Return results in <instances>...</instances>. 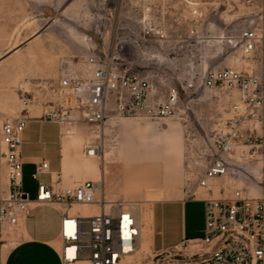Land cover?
<instances>
[{"label":"rangeland","instance_id":"374dc122","mask_svg":"<svg viewBox=\"0 0 264 264\" xmlns=\"http://www.w3.org/2000/svg\"><path fill=\"white\" fill-rule=\"evenodd\" d=\"M191 2L200 15L191 14ZM147 10L155 30L162 32L160 39H142L140 19ZM263 26L262 0H0V123L29 118L22 148L23 188L36 196V162L47 159L55 167L60 159L59 126L45 117L53 107L51 83L57 81L62 59L113 58L118 67L151 79L161 97L169 87L195 82L192 91L181 92L174 117L112 115L101 131L79 123L63 142V148L69 142V158L74 157L71 168L78 164L82 169L80 175L72 174L70 186L97 180L103 172L108 197L139 203L141 244L126 264H172L174 257L158 255L149 245L152 205L190 195L205 163L201 153L206 142L234 115L235 92L205 88L201 79L215 69L234 67L253 72L264 83L261 53L245 54L239 38L243 30ZM176 139L181 141L180 151L172 145ZM93 142L103 143L108 162L83 158L85 146ZM254 163L263 165L262 160ZM40 179L48 182L52 176L43 174ZM249 182L251 195L264 193L263 184L255 187ZM204 223V203L191 200L185 220L183 215L176 219L166 240L185 232L201 236ZM28 227L38 240L55 238L59 210L51 205L36 209ZM50 247L23 243L12 253L11 264H59Z\"/></svg>","mask_w":264,"mask_h":264},{"label":"built area","instance_id":"2783aa9c","mask_svg":"<svg viewBox=\"0 0 264 264\" xmlns=\"http://www.w3.org/2000/svg\"><path fill=\"white\" fill-rule=\"evenodd\" d=\"M190 12L201 14L193 2ZM140 23L142 39H160L162 32L155 30L149 10L143 11ZM239 38L245 54L259 51L264 60V26L247 28ZM201 84L235 92L236 97L231 104L234 115L206 142L203 170L188 196L205 203L204 235L158 255L174 257L172 264H264V193L253 196L246 185L250 180L249 186H264L263 78L224 67L211 71ZM195 86L193 81L172 86L161 97L151 79L118 67L113 58H64L57 81L51 83L54 101L45 120L57 123L64 136L81 122L105 128L112 115L171 118L179 111L181 92ZM28 123V117L0 123V239L19 228L34 206L58 205L61 264H126L141 244L139 203L108 197L102 177L69 187L48 185L40 179L50 169L45 160L36 165L37 193L32 198L23 189L22 148ZM103 149L101 142L88 143L84 154L99 157ZM255 160L263 165L258 167ZM86 207L93 213L85 212Z\"/></svg>","mask_w":264,"mask_h":264},{"label":"crops","instance_id":"0c3cea01","mask_svg":"<svg viewBox=\"0 0 264 264\" xmlns=\"http://www.w3.org/2000/svg\"><path fill=\"white\" fill-rule=\"evenodd\" d=\"M28 126V125H27ZM59 126V125H58ZM26 130V129H25ZM25 133V132H24ZM60 139L61 144L59 146V153H60V159L55 167L52 166L51 162L47 159H43L42 161H48L50 165L49 172L45 174H51L52 179L48 182H43L48 185H53L55 188H62V187H69L71 184V181L73 180L72 174L80 175L82 172L81 167L77 164L74 165L72 169V164L74 163V157L70 156L69 158V142L67 141L65 143V147L63 148V142L64 140L69 139L68 136H62L60 129ZM172 145L174 148H176L178 151L181 149V141L180 139H176L172 142ZM83 156V151H82ZM104 162H108L109 153L104 151ZM85 160H94V159H88L83 156ZM42 161L36 162V165ZM25 167V163H24ZM203 170V169H202ZM202 172V171H201ZM59 175H61V179L59 178ZM195 188V187H194ZM24 189V188H23ZM26 192L29 193L28 190L24 189ZM37 193V187L36 191ZM30 195V193H29ZM36 195V194H35ZM31 196V195H30ZM34 198L33 196H31ZM193 199L189 197H178L173 199H166V200H156L151 208L150 211V219L148 223V231H149V245L152 247L154 251L157 253H160L164 250L171 249L180 243H182L186 239H192V238H201L203 237L204 233L201 236H187L185 233L182 235V237H179L176 235L175 238H172L171 241H167L165 234L167 230L173 231L174 223L176 219L180 218L181 215H183V218L185 220L186 217V209L187 204L189 201ZM202 201V200H201ZM204 203V201H202ZM57 208L60 212V223H61V210L58 205H51ZM43 206H34L30 216L28 219L15 231L8 232L4 235L2 239H0V264H11V255L12 253L19 248L23 243H40L43 245H51L53 247H50L58 256L61 264L60 259V251H61V242H60V231L59 234L55 238H43V239H37L30 231L28 227V222L30 218L32 217L33 212ZM205 207V203H204ZM185 223V222H184ZM185 226V225H184ZM205 227V223H204Z\"/></svg>","mask_w":264,"mask_h":264},{"label":"bare ground","instance_id":"6f19581e","mask_svg":"<svg viewBox=\"0 0 264 264\" xmlns=\"http://www.w3.org/2000/svg\"><path fill=\"white\" fill-rule=\"evenodd\" d=\"M232 42V41H231ZM102 129H104V128H101L100 129V131L102 130ZM73 132L74 131H72V132H70V133H68V134H65L64 136H68V137H71V135L73 134ZM102 143V142H101ZM102 145H103V143H102ZM104 150H103V153L98 157V156H93V155H85L84 154V150H83V156L85 157V158H88V159H95V158H100V157H102V159L104 158ZM100 168H101V164H100ZM100 174V176L102 177V178H104V173L103 172H100L99 173ZM104 180H105V178H104ZM86 210H85V212H87V213H93V211H90L89 210V208H85Z\"/></svg>","mask_w":264,"mask_h":264}]
</instances>
